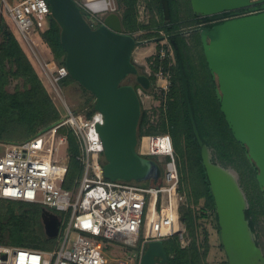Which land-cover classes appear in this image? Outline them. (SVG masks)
<instances>
[{"label": "water", "instance_id": "95a60500", "mask_svg": "<svg viewBox=\"0 0 264 264\" xmlns=\"http://www.w3.org/2000/svg\"><path fill=\"white\" fill-rule=\"evenodd\" d=\"M52 16L61 25L70 75L96 96L95 109L103 112L105 123L99 131L105 145L104 173L116 180H152L157 184L162 167L157 160L138 150L142 102L138 86L150 88V77L134 62L135 48L142 44L125 32L119 13H110L94 27L77 0H48ZM256 13L202 26L201 39L211 72L217 77L221 109L248 158L257 167V179L264 191V0ZM255 0H191L198 15L218 14L250 7ZM165 20L171 19L169 0H161ZM193 130L215 198L221 241L229 264H264V253L247 217L248 200L237 174L216 162L202 139L189 97V84L179 63ZM133 73L138 84H123ZM42 219L50 237L59 233L61 218L43 209ZM142 264H167L163 240L148 244Z\"/></svg>", "mask_w": 264, "mask_h": 264}, {"label": "built area", "instance_id": "2783aa9c", "mask_svg": "<svg viewBox=\"0 0 264 264\" xmlns=\"http://www.w3.org/2000/svg\"><path fill=\"white\" fill-rule=\"evenodd\" d=\"M0 2L23 41L37 54L35 34L49 28L52 14L49 1ZM77 2L94 27L104 23L106 13H118L115 0ZM257 11L259 9L248 6L218 14L199 15V27L205 25L204 17H209L210 22L217 24ZM158 56L160 62L156 69L153 72L146 69L144 73L154 77L156 90L167 94L173 81L174 64L171 59L176 60V56L174 49L168 53L165 50L160 51ZM36 58L42 63L38 54ZM42 65L47 79L60 94L56 83L69 75L66 65ZM153 82L151 81V86ZM143 89L147 88L138 86L137 89L142 103ZM104 123L105 116L100 110L95 109L91 116H87L69 109L68 115L62 121L30 139L3 143L4 149L0 153V198L40 203L49 210H70L71 213L67 230L57 248L34 249L0 244V264H109L100 237L124 244H137L142 241V248L146 250L149 243L178 234L182 246L187 245V229L179 211V171L172 135L169 132L143 135L139 152L166 158L157 160L161 167L165 161L163 182L156 186H143L133 180H113L105 176L104 163L101 160L105 145L99 131V126ZM66 125L77 138L80 148L77 158L84 165L76 190L63 186L70 155L66 153L60 156L61 146H68L69 142L67 134H61L59 129ZM146 136L147 144L144 146ZM60 218L62 222L63 216L60 215ZM119 264L127 263L119 260Z\"/></svg>", "mask_w": 264, "mask_h": 264}, {"label": "trees", "instance_id": "16d2710c", "mask_svg": "<svg viewBox=\"0 0 264 264\" xmlns=\"http://www.w3.org/2000/svg\"><path fill=\"white\" fill-rule=\"evenodd\" d=\"M117 1L122 7L124 6L121 18L125 31L134 30L140 26L145 28L156 27L157 34L162 36L159 30L163 29L171 36L170 42L176 56V64L172 69L173 81L167 102L166 118L162 121L160 128L150 125L147 129H143L144 124L148 122V118L145 111L142 110L139 135L169 132L172 135L176 152H179L184 146L187 158L185 159L187 166L185 173L192 184L189 199L197 203L201 198H205V208L214 210L218 218L215 198L202 159L201 145L193 130L180 76L179 63H182L188 79L189 97L194 117L202 139L209 145L213 159L215 160V157H218L234 161L240 172L248 175L252 186L256 190L255 204L259 208L251 206L246 210L247 217L253 227L257 214L260 213L264 216V191L257 179L258 170L255 163L248 158L245 145L236 139L221 109L217 92L218 81L210 70L201 39V29L199 27L201 16L193 10L191 0H169L171 19L165 20L161 0H148L149 8L154 12V16L149 24H139L136 13L137 0ZM155 14L158 15V18ZM204 20V26L212 27L215 25L214 22H210L209 17H204ZM185 24L195 25L200 29L193 33L192 43L181 31ZM61 30V25L51 16L49 28L43 32V35L55 57L60 59L61 64L66 65L67 52L61 40ZM6 61L11 63V68L7 69ZM159 62L160 57L157 56L155 68ZM138 68L141 70V67L138 66ZM10 73L16 77H23L30 84V87L24 91L9 92L6 89V84L9 81ZM69 76L71 77L70 73ZM150 80L153 82L154 77L151 76ZM95 103L96 96L94 95L87 100V104L90 106L87 116H91L95 111ZM7 114L13 117L14 122L7 121ZM63 118L42 83L32 61L24 51L21 40L15 33L6 31L5 40L0 43V125L2 131L8 130L10 125L26 123L29 129L28 134L24 140H21L25 141L56 125ZM59 131L67 134L69 142L70 163L66 176L67 180L68 174L72 172L73 162L77 161L80 165H82V162L77 158V150L79 149L77 144V149L74 147L72 129L62 126ZM0 141L6 142L7 140L0 136ZM66 188L70 187L66 186ZM14 205L11 203L6 211L0 212V244L47 249L45 243L52 237L46 233L43 219L39 215L35 203L22 201L20 212L16 211ZM179 211L187 233L191 237V243L189 246H182L178 234L165 239L168 242L165 245L167 264H205L210 246L207 236L203 244L198 240L197 220L201 215L191 205H180Z\"/></svg>", "mask_w": 264, "mask_h": 264}, {"label": "rangeland", "instance_id": "374dc122", "mask_svg": "<svg viewBox=\"0 0 264 264\" xmlns=\"http://www.w3.org/2000/svg\"><path fill=\"white\" fill-rule=\"evenodd\" d=\"M256 3L259 4L261 3V1L255 0L253 5ZM114 5L116 7V11L120 15H122V13L124 12V6L122 7L117 0H115ZM136 13H137V21L139 24L140 23L149 24L152 20V17L154 16V12L149 8L148 0H137ZM107 15L108 13H106L104 16L106 17ZM155 15L158 18V15L157 14ZM48 24H50V22ZM197 29H199V27L197 26L195 27V25L185 24L181 28V31L184 33V35H186L187 39H189V42L192 43L191 37ZM6 31L15 33V35L21 40L24 51L32 61L42 83L44 84L51 98L57 105L59 111L61 112V115L63 117H66L68 115L69 109L87 115L88 110L90 109V106L87 104V100L91 98L93 95L95 96V94L89 89L85 88L79 81L72 78V76L71 77L67 76L66 78L56 83L60 91L59 94L55 89V87L52 85V83H50V81L47 79L44 72V68L42 67L43 66L42 63L45 64L47 67H60L63 64L60 63L61 62L60 59H57L55 57L51 47L49 46V44L45 39V36L43 35V32H37L35 34V50L38 56L42 60V63H40L36 58L37 54L31 51L30 48L27 46V44L21 38L20 33L17 30L15 24L7 18V15L5 14V10L0 2V43H2L5 40ZM125 32L131 33L138 40L143 41L142 44L138 45L135 48L133 53L134 62L139 67H141L140 70L141 72H145L146 69H149L151 72H153L156 69L154 65L158 53L164 50L165 52L168 53V51L174 49L172 43L170 42V37H171L170 34L163 29L159 30L162 36H159L157 34L158 30L156 27L145 28L140 26L137 29L128 30ZM171 62L174 65L176 64L175 59L174 60L171 59ZM6 65H7V69L11 68V63L9 61H6ZM214 77L217 78L215 75ZM128 82H130L134 86L137 85L139 83L137 75L133 73L128 74V76L122 81V83L126 84ZM155 83L156 81L153 82V85L150 86V88L143 89L142 92V96L144 100V102L142 103V109L143 111H145L148 118V122L144 124L143 129H147L150 125L160 128L162 125L161 124L162 121L166 118V108H167V102L169 100L170 92H168L167 95V94H163L159 90H156L155 87L157 86V84ZM29 87L30 84L23 77H16L12 73L9 74V81L6 84V89L9 92L24 91ZM217 89H218V84H217ZM6 117H7L6 118L7 121L9 122L13 121L12 120L13 117H11L9 114H7ZM65 127H67L68 129L70 128L68 125H66ZM28 130L29 129L26 123L25 124L18 123L17 125H10L9 129L6 131H2V127L0 125V132L2 131L0 136L1 137L3 136V138L7 140L6 142L0 141V153L4 149L3 143H13L24 140L27 137ZM72 136L74 137V147H76L77 149L78 146L79 150H77V152L79 154L80 148L77 142V138L74 133ZM142 137L143 135L140 136V142L138 144L139 150H141ZM59 153L60 156H63L66 153L67 154L70 153L69 146L62 145ZM145 155L155 160L166 159L165 156H154L149 154H145ZM175 157L179 171L178 194L180 199V205H185V206L191 205L192 207L195 208L197 213L201 215L197 220L198 240L203 244V241L207 236L208 243L210 246L208 257L205 264H229L228 255L221 241L219 221L215 211L212 209L205 208V198H201L200 201L197 203H194L191 199H189L192 189V184L189 181V177L186 176L185 173V171L187 170L185 159L187 158H186L184 146H182L179 152L175 151ZM215 158H216L215 159L216 162L222 164L225 167L231 168L237 174L240 185L242 186L244 193L247 197L248 207L255 206L259 208L255 204V197L257 195L255 193L256 190L252 186V183L249 180L248 175L242 174L237 167L238 165L234 163V161H232L231 159H220L218 157ZM101 159H106L105 154L101 156ZM164 163L165 161L162 162V171L164 170L165 172V169H163ZM83 171H84V165L83 164L80 165L77 163V161H74L72 172L68 174L67 180L65 179L66 182L65 184L63 183L64 186L65 187L69 186L70 189L76 190L80 182V179L83 175ZM162 178H163V173L157 184H155L150 179L133 180V181L143 186H149V185L156 186L161 184V182H163ZM21 202L22 201L20 200L13 201L11 199L0 198V212L6 211L7 208L11 205V203L15 204L14 206L16 208V211L20 212ZM35 205L38 208L39 215L42 217V213H43L42 208H44V206L42 204H37V203H35ZM52 210L57 214L62 215L63 220L61 222L58 235L52 237L45 243L47 249L49 250H53L60 245L61 240L67 230L68 221L71 213L70 210L69 211H60V210L57 211L55 209ZM253 230L256 234L257 242L261 246L264 253V216L260 213L257 214L256 219L253 222ZM100 239L103 241V250L109 259V264H119V260H124L126 261L127 264H142V259H143L142 257L145 251V248H142L143 247L142 241H139L137 244H124V243H119L117 241L108 240L103 237H100ZM163 241H164V245L168 244L167 241L165 240ZM180 241L181 244H183L181 238ZM185 241L187 242L186 246H189L191 243V237L188 233L185 235ZM156 264H163V263L160 261V259H157Z\"/></svg>", "mask_w": 264, "mask_h": 264}, {"label": "flooded vegetation", "instance_id": "af4514ba", "mask_svg": "<svg viewBox=\"0 0 264 264\" xmlns=\"http://www.w3.org/2000/svg\"><path fill=\"white\" fill-rule=\"evenodd\" d=\"M261 5V3H259V4H254V5H252V7H259ZM126 84H131L130 82H128V83H126ZM143 110V109H142ZM140 120H141V118H140ZM140 124V123H139ZM138 134H139V130H138ZM140 136V135H139Z\"/></svg>", "mask_w": 264, "mask_h": 264}, {"label": "bare ground", "instance_id": "6f19581e", "mask_svg": "<svg viewBox=\"0 0 264 264\" xmlns=\"http://www.w3.org/2000/svg\"><path fill=\"white\" fill-rule=\"evenodd\" d=\"M144 139H145L144 146H146V144H147V136Z\"/></svg>", "mask_w": 264, "mask_h": 264}, {"label": "crops", "instance_id": "0c3cea01", "mask_svg": "<svg viewBox=\"0 0 264 264\" xmlns=\"http://www.w3.org/2000/svg\"><path fill=\"white\" fill-rule=\"evenodd\" d=\"M101 160H102V162H103V163H105V162H106V161H104V160H106V159H101Z\"/></svg>", "mask_w": 264, "mask_h": 264}]
</instances>
